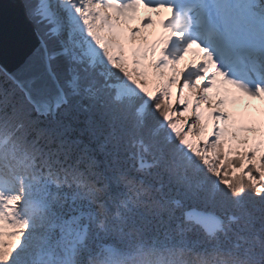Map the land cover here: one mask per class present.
<instances>
[{
	"label": "snow or ice",
	"instance_id": "obj_1",
	"mask_svg": "<svg viewBox=\"0 0 264 264\" xmlns=\"http://www.w3.org/2000/svg\"><path fill=\"white\" fill-rule=\"evenodd\" d=\"M0 264H264V0H0Z\"/></svg>",
	"mask_w": 264,
	"mask_h": 264
},
{
	"label": "water",
	"instance_id": "obj_2",
	"mask_svg": "<svg viewBox=\"0 0 264 264\" xmlns=\"http://www.w3.org/2000/svg\"><path fill=\"white\" fill-rule=\"evenodd\" d=\"M6 10L9 8L8 4H5ZM24 45V30L23 25L13 19L10 15L6 14L3 32V47L4 57L3 63L11 70L17 59L18 55L22 53Z\"/></svg>",
	"mask_w": 264,
	"mask_h": 264
}]
</instances>
